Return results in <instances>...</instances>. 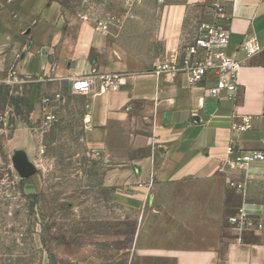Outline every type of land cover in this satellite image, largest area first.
I'll list each match as a JSON object with an SVG mask.
<instances>
[{
	"label": "crops",
	"instance_id": "crops-1",
	"mask_svg": "<svg viewBox=\"0 0 264 264\" xmlns=\"http://www.w3.org/2000/svg\"><path fill=\"white\" fill-rule=\"evenodd\" d=\"M85 2L88 9L71 11L58 1L21 0L24 37L11 50L0 33V72L14 66L21 78L40 77L44 94L61 95L57 110L77 106L85 144L108 167L116 203L155 210L132 264H264V164L231 172L225 163L230 145L264 150V0ZM215 6L227 18L229 55L243 59L246 38L259 48L244 61L234 94L220 99L189 88L183 75L153 74L154 65L179 60ZM96 21L108 25L107 34ZM109 74L119 75L117 88L71 94L76 77ZM229 181L245 182V192ZM239 210L261 228H232L227 220Z\"/></svg>",
	"mask_w": 264,
	"mask_h": 264
},
{
	"label": "rangeland",
	"instance_id": "rangeland-1",
	"mask_svg": "<svg viewBox=\"0 0 264 264\" xmlns=\"http://www.w3.org/2000/svg\"><path fill=\"white\" fill-rule=\"evenodd\" d=\"M20 1L0 0V33L11 50L24 37ZM51 1L89 8L85 0ZM39 79L0 85V264H132L155 210L116 203L108 167L85 144L77 106L65 104L58 120L44 125Z\"/></svg>",
	"mask_w": 264,
	"mask_h": 264
},
{
	"label": "built area",
	"instance_id": "built-area-1",
	"mask_svg": "<svg viewBox=\"0 0 264 264\" xmlns=\"http://www.w3.org/2000/svg\"><path fill=\"white\" fill-rule=\"evenodd\" d=\"M215 12L210 21H202L195 30L193 39L180 51L179 60L162 62L153 66V74L183 75L189 88H199L207 91L208 95L220 99L222 94L232 96L238 88V73L245 60H250L259 48L254 38H246L240 45L244 53L243 59H236L227 52L230 42V32L224 24L227 21L222 7L215 6ZM95 29L107 34L108 25L96 21ZM21 78L14 69L0 75V85H10L27 81ZM41 81V78L39 79ZM121 83L118 74L103 76H79L71 82V94L87 95L97 86V94L105 93L117 88ZM62 102L60 94L44 95L41 103L44 106V125H51L58 120L57 108ZM249 118H244L242 130H246ZM226 169L231 172L246 171L254 164H264V150L235 149L230 145L226 150ZM229 188L245 192V182H228ZM228 224L240 231L258 230L252 219L239 210L237 214L228 218Z\"/></svg>",
	"mask_w": 264,
	"mask_h": 264
}]
</instances>
